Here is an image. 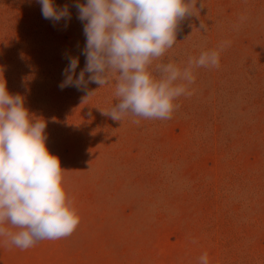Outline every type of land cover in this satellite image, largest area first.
Here are the masks:
<instances>
[{"label": "rangeland", "instance_id": "1", "mask_svg": "<svg viewBox=\"0 0 264 264\" xmlns=\"http://www.w3.org/2000/svg\"><path fill=\"white\" fill-rule=\"evenodd\" d=\"M75 2L54 0L69 5L65 28L36 0H0V82L46 121L80 217L70 236L27 250L0 237V264H200L205 252L208 264H264V0H196L154 64L183 68L227 42L219 67L194 69L170 119L121 121L102 112L117 102L115 80L89 83L87 99L58 87L66 54L79 57L77 75L85 65Z\"/></svg>", "mask_w": 264, "mask_h": 264}, {"label": "clouds", "instance_id": "2", "mask_svg": "<svg viewBox=\"0 0 264 264\" xmlns=\"http://www.w3.org/2000/svg\"><path fill=\"white\" fill-rule=\"evenodd\" d=\"M36 2L44 19L54 27L63 20L67 27L69 5ZM195 5L196 0H76L72 7L83 23L85 45L80 54L85 65L77 75L79 57L66 54L68 63L58 87H75L87 99L96 92L88 90L89 83L101 88L115 80L117 102L102 111L104 115L114 121L127 116L170 119L179 107L175 101L191 94L194 69L218 68L227 43L202 51L183 68L171 61L154 64L177 43V27L196 14ZM200 28L206 30L203 22ZM46 127L45 120L33 119L21 95L10 94L6 82H0V237L21 250L41 240L70 236L80 222L63 186L60 160L46 146ZM199 260L208 264V254Z\"/></svg>", "mask_w": 264, "mask_h": 264}]
</instances>
